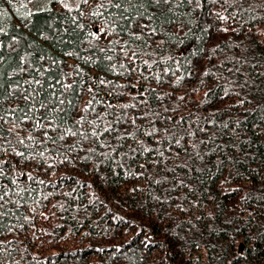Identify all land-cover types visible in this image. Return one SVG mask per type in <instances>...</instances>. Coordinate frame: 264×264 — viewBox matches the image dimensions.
<instances>
[{
	"label": "trees",
	"instance_id": "trees-1",
	"mask_svg": "<svg viewBox=\"0 0 264 264\" xmlns=\"http://www.w3.org/2000/svg\"><path fill=\"white\" fill-rule=\"evenodd\" d=\"M0 117V264H264V0H0Z\"/></svg>",
	"mask_w": 264,
	"mask_h": 264
},
{
	"label": "snow or ice",
	"instance_id": "snow-or-ice-1",
	"mask_svg": "<svg viewBox=\"0 0 264 264\" xmlns=\"http://www.w3.org/2000/svg\"><path fill=\"white\" fill-rule=\"evenodd\" d=\"M169 2V0H156V3L157 4H160V3H168ZM189 2H191V0H189ZM84 3H87V0H84ZM197 4L199 5V0H197ZM117 7H119L120 5L119 4H117L116 5ZM221 19H226V17H223V16H221L220 17ZM133 55H135V54H133ZM207 74V73H206ZM101 83H104L103 81H101ZM68 87H71V85H68ZM25 99H27L26 97H25ZM61 103H63V101H61ZM89 103H91V102H89ZM124 107H127V105H125ZM0 119H2V117H0ZM133 123H134V121H133ZM36 127H40V125H39V123H37V125H36ZM108 129H106V131H107ZM73 135H75V133H72ZM94 135H95V133H93ZM154 134V132H149V133H147V135H149V136H152ZM129 135H131V134H129ZM27 139H32V137H27ZM61 139H63V137H61ZM19 143L20 144H24V139H20L19 140ZM177 143H179V141H177ZM146 151H150V149H145ZM15 154L17 155V156H21V157H23L25 154L23 153V152H15ZM41 155H43V153H41ZM6 163V161H0V175H3L4 173H3V165ZM3 201H4V194H0V208H3ZM0 215H3V213H0Z\"/></svg>",
	"mask_w": 264,
	"mask_h": 264
}]
</instances>
